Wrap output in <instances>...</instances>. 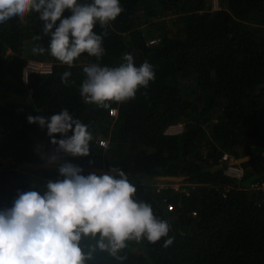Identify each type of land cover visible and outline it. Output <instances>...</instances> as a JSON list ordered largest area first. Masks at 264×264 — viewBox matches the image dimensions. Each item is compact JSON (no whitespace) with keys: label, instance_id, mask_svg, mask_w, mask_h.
I'll return each mask as SVG.
<instances>
[{"label":"trees","instance_id":"1","mask_svg":"<svg viewBox=\"0 0 264 264\" xmlns=\"http://www.w3.org/2000/svg\"><path fill=\"white\" fill-rule=\"evenodd\" d=\"M120 4L124 10L103 36L104 54L83 53L72 67L47 52L51 36L37 14L24 24L18 18L0 24V210L12 207L18 190L43 193L48 180H62L58 169L65 163L84 176L115 175L110 169L118 167L136 187L134 199L170 224L173 243L129 241L119 253L125 260L96 249L86 264H264V190L250 187L264 181V0H219L218 9L211 0ZM93 31L104 29L97 23ZM35 44L44 54L32 53ZM126 53L137 67L151 64L154 80L126 102L86 104L83 67H118ZM29 59L51 62L52 71L32 74L25 84ZM65 71L71 72L67 85ZM63 109L88 126L89 155L58 150L48 135L42 138L46 127L27 121ZM178 121L181 134L164 133ZM224 152L240 160L241 178L223 174ZM25 163L53 168H16ZM95 243L85 237L81 246L87 251Z\"/></svg>","mask_w":264,"mask_h":264},{"label":"clouds","instance_id":"2","mask_svg":"<svg viewBox=\"0 0 264 264\" xmlns=\"http://www.w3.org/2000/svg\"><path fill=\"white\" fill-rule=\"evenodd\" d=\"M66 10L71 14L62 18ZM123 10L120 0H0V24L13 18L24 24L27 16L37 14L43 33L51 36L47 52L72 67L83 53L97 59L104 54L102 40L108 34L107 26ZM97 23L104 29L102 35L93 31ZM33 39L41 37L35 35ZM31 51L36 55L46 50L35 44ZM123 60L114 68L97 63L83 67L86 79L80 85V96L86 104L107 108L109 102H126L154 80L155 73L148 62L135 66L131 53H126ZM24 67L22 79L26 84L32 74H48L26 75ZM70 76L71 72L65 71L61 82L67 85ZM27 121L46 127L58 150L74 157L89 155L92 135L88 126L74 119L67 109L47 118L28 116ZM176 123H181L183 130L184 124ZM69 131L71 136L67 135ZM54 134L62 138L57 140ZM58 171L64 178L48 180L43 193L18 190L12 207L0 210V264H86L96 249L123 261L127 257L119 253L129 241L155 244L167 237L163 246L173 243L168 235L170 224L158 219L150 204L134 199L137 189L120 168L110 169L115 175L84 176L81 168L65 163ZM85 237L96 241L87 251L81 246Z\"/></svg>","mask_w":264,"mask_h":264},{"label":"built area","instance_id":"3","mask_svg":"<svg viewBox=\"0 0 264 264\" xmlns=\"http://www.w3.org/2000/svg\"><path fill=\"white\" fill-rule=\"evenodd\" d=\"M213 8H218V1L217 0H211ZM52 70V64L49 62L44 61H36V60H29L25 67H24V73L26 75L32 74V73H50ZM109 113L111 116H116L117 110L115 108H111L109 110ZM164 133L168 135H178L182 133V124L181 123H174L170 124L164 131ZM106 141L100 140L99 143L101 145H104ZM221 159L225 161V166L223 169V174L228 177H234V178H241L244 175V170L242 165L238 160H236L232 155L224 152L222 154ZM161 188L164 186L161 185ZM174 190H177L178 188H175L172 186ZM252 189H260L264 190V181L262 182H254L250 186ZM264 201V198H263ZM169 208H171L170 205H168ZM193 215H195V212H192Z\"/></svg>","mask_w":264,"mask_h":264},{"label":"rangeland","instance_id":"4","mask_svg":"<svg viewBox=\"0 0 264 264\" xmlns=\"http://www.w3.org/2000/svg\"><path fill=\"white\" fill-rule=\"evenodd\" d=\"M218 2H219V0H217ZM211 3H212V1H211ZM219 6H220V4H219ZM26 84V83H25ZM216 113H218V112H216ZM209 129H210V127H208V126H206L205 127V130L207 131V132H209ZM45 134L42 136V138H44V136L45 135H47V132H44ZM236 160H238V161H240L239 159H236ZM2 167V166H1ZM16 168H18V169H43V168H53V167H51V166H48V165H44V164H38V163H36V164H34V163H25V164H21V165H19L18 167H16ZM103 172V171H102ZM59 179V178H58ZM162 185V184H161ZM161 185H159L158 186V189H160L161 187ZM173 186L175 187V188H178L179 186H180V184L179 183H174L173 184Z\"/></svg>","mask_w":264,"mask_h":264},{"label":"crops","instance_id":"5","mask_svg":"<svg viewBox=\"0 0 264 264\" xmlns=\"http://www.w3.org/2000/svg\"><path fill=\"white\" fill-rule=\"evenodd\" d=\"M240 162V161H239ZM171 186H173V184H170Z\"/></svg>","mask_w":264,"mask_h":264}]
</instances>
